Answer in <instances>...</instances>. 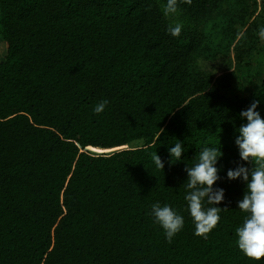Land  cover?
<instances>
[{
	"label": "trees",
	"instance_id": "obj_1",
	"mask_svg": "<svg viewBox=\"0 0 264 264\" xmlns=\"http://www.w3.org/2000/svg\"><path fill=\"white\" fill-rule=\"evenodd\" d=\"M165 4L0 0V264H264L236 243L240 180L217 182L225 200L206 238L194 235L184 200V168L199 151L221 148L225 177L239 161L240 111L258 99L264 117V77L246 97L190 78L194 57L222 45L224 20L245 21L248 0L180 2L195 28L179 37L167 31ZM262 27L256 14L255 37ZM177 142L184 159L169 163ZM156 201L184 216L171 243L149 214Z\"/></svg>",
	"mask_w": 264,
	"mask_h": 264
},
{
	"label": "clouds",
	"instance_id": "obj_2",
	"mask_svg": "<svg viewBox=\"0 0 264 264\" xmlns=\"http://www.w3.org/2000/svg\"><path fill=\"white\" fill-rule=\"evenodd\" d=\"M180 2L190 4L191 0H166L163 15H177ZM181 30L182 24L178 22L170 24L167 28L173 37H179ZM259 36L264 39V27L259 29ZM107 105L106 99L101 100L95 105L93 112L100 114ZM259 105L260 100L254 99L239 113L242 120L246 119V122L236 129L238 134L234 139L239 161L235 167L227 168L225 177L220 176L224 167L220 164L223 156L221 148L203 147L195 163L184 168L187 181L184 200L196 236L206 238L207 233L220 220V205L225 200V189L217 182L221 179L240 180L245 185L242 198L236 202V207L246 213L242 224L235 229L236 243L245 256L256 261L264 258V117L257 110ZM184 151L182 142L168 147L169 163L182 161ZM152 161L157 169H164V161L157 153L152 156ZM149 214L153 222L162 228L169 243L185 224L184 216L168 203H152Z\"/></svg>",
	"mask_w": 264,
	"mask_h": 264
},
{
	"label": "rangeland",
	"instance_id": "obj_3",
	"mask_svg": "<svg viewBox=\"0 0 264 264\" xmlns=\"http://www.w3.org/2000/svg\"><path fill=\"white\" fill-rule=\"evenodd\" d=\"M249 10L245 21L232 22L233 15L227 17L225 27L220 30L219 38L221 46H217L215 54L210 57L197 55L190 64V74L193 82L204 83L207 81L211 86L219 88L226 97L243 96L259 88L264 77V39L259 32L253 34L254 16L264 15V0H248ZM255 10V12H254ZM254 12V13H253ZM172 24L181 23L182 27L195 28V23L188 17L177 14L165 17ZM197 26V25H196ZM197 29L200 28L197 26ZM5 52V45L0 44V56ZM142 139L135 140L124 146L133 148L141 145ZM90 148L93 155H109L114 150L120 149Z\"/></svg>",
	"mask_w": 264,
	"mask_h": 264
},
{
	"label": "crops",
	"instance_id": "obj_4",
	"mask_svg": "<svg viewBox=\"0 0 264 264\" xmlns=\"http://www.w3.org/2000/svg\"><path fill=\"white\" fill-rule=\"evenodd\" d=\"M2 43H3V45H5L4 42L0 40V44H2ZM5 52H6V47H5ZM5 52H4V54L2 56H0V60L4 57Z\"/></svg>",
	"mask_w": 264,
	"mask_h": 264
}]
</instances>
